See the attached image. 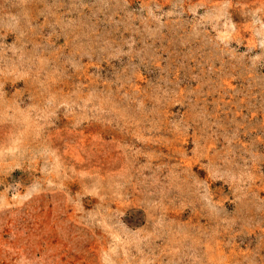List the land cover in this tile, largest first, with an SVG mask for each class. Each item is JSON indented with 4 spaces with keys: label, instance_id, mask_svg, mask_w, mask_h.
<instances>
[{
    "label": "rangeland",
    "instance_id": "obj_1",
    "mask_svg": "<svg viewBox=\"0 0 264 264\" xmlns=\"http://www.w3.org/2000/svg\"><path fill=\"white\" fill-rule=\"evenodd\" d=\"M0 264H264V0H0Z\"/></svg>",
    "mask_w": 264,
    "mask_h": 264
}]
</instances>
